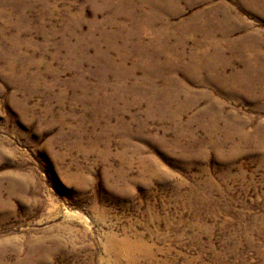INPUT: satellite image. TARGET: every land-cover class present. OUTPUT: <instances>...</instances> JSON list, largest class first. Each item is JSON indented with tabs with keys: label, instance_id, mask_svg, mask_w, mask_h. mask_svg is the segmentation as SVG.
I'll use <instances>...</instances> for the list:
<instances>
[{
	"label": "rangeland",
	"instance_id": "rangeland-1",
	"mask_svg": "<svg viewBox=\"0 0 264 264\" xmlns=\"http://www.w3.org/2000/svg\"><path fill=\"white\" fill-rule=\"evenodd\" d=\"M0 264H264V0H0Z\"/></svg>",
	"mask_w": 264,
	"mask_h": 264
}]
</instances>
